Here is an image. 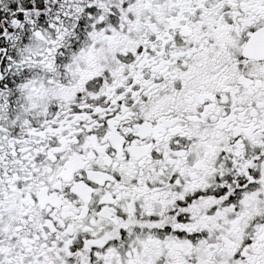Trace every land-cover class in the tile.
<instances>
[{
    "label": "snow or ice",
    "instance_id": "1",
    "mask_svg": "<svg viewBox=\"0 0 264 264\" xmlns=\"http://www.w3.org/2000/svg\"><path fill=\"white\" fill-rule=\"evenodd\" d=\"M0 264H264V0H0Z\"/></svg>",
    "mask_w": 264,
    "mask_h": 264
}]
</instances>
